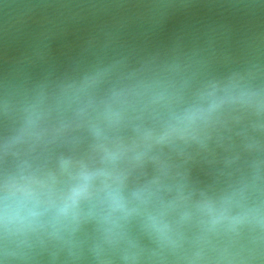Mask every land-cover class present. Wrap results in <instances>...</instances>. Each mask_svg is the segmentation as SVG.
Returning a JSON list of instances; mask_svg holds the SVG:
<instances>
[{
  "label": "water",
  "instance_id": "obj_1",
  "mask_svg": "<svg viewBox=\"0 0 264 264\" xmlns=\"http://www.w3.org/2000/svg\"><path fill=\"white\" fill-rule=\"evenodd\" d=\"M0 264H264V0H0Z\"/></svg>",
  "mask_w": 264,
  "mask_h": 264
}]
</instances>
